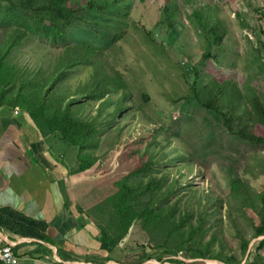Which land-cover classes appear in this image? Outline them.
I'll list each match as a JSON object with an SVG mask.
<instances>
[{
	"label": "rangeland",
	"instance_id": "rangeland-1",
	"mask_svg": "<svg viewBox=\"0 0 264 264\" xmlns=\"http://www.w3.org/2000/svg\"><path fill=\"white\" fill-rule=\"evenodd\" d=\"M168 1L177 9V18H172L173 31L168 29L166 20L174 10L164 18L165 0H127L129 4L120 5L118 12L91 11L86 21L76 22L69 30L67 44L97 47L94 65L107 74L104 81L114 88L108 102L100 108L83 102L73 109L75 116H99V122L105 125L97 152L99 161L83 178L84 188L76 187L77 203L88 213H96L101 224L108 219L94 209L115 192L114 182L131 172L143 156L145 160L154 157L153 175L180 182L183 210L190 199L187 185L199 188L204 199L226 200L230 181L246 177V164H253L258 156L264 157L262 145L230 134L222 118L203 109L192 96V90L200 92L213 81L231 82L243 93L253 89L264 96V56L258 57L255 51L264 42V0H191L188 5L184 0ZM197 12H202L204 19L220 21L228 32L223 45L213 49L209 60L205 58L209 53L205 34L191 19ZM11 30L0 25V57L4 52L2 44ZM64 48L32 35L14 49L12 59L30 71L49 74L63 56ZM91 72L96 74L89 66L78 68L57 87L58 93L66 91L68 96L81 101L76 90L89 81ZM254 131L264 135L260 126H255ZM76 150L61 141L56 152L64 151L72 159ZM253 172L255 175L248 177L250 184L260 192L264 189V175L259 174L258 167ZM191 209L198 211L193 205ZM240 209L228 204L223 206L224 216L216 215L223 221L215 230L218 252L230 253L238 248L239 231L227 217ZM253 217L256 218L251 212L244 214L240 231H246ZM214 220H210L213 225ZM130 231L118 251H124L127 262H135L144 254L160 256L162 252L152 250L154 242L138 222ZM158 263L156 259L144 262ZM201 264L220 261L204 260Z\"/></svg>",
	"mask_w": 264,
	"mask_h": 264
},
{
	"label": "trees",
	"instance_id": "trees-1",
	"mask_svg": "<svg viewBox=\"0 0 264 264\" xmlns=\"http://www.w3.org/2000/svg\"><path fill=\"white\" fill-rule=\"evenodd\" d=\"M126 1L0 0V25L12 28L2 44L4 52L0 57V107L21 111L42 136L52 135L75 147L78 161L76 173L92 169L99 161L97 152L105 125L99 122V116H75L73 109L83 102L94 103L99 107L106 100L108 102L114 88L104 81L107 74L101 73L94 65L97 47L92 44H67L69 30L76 22L86 21L89 12H118L120 5L129 4ZM190 2L191 0H184L187 5ZM171 4L165 0L162 11L165 18L169 11L174 10L172 17L166 20L168 29L173 31L175 26L172 18H177V9ZM82 5H85L84 12ZM191 19L197 21L196 24L205 34L209 44V53L205 58L209 60L213 49L223 45L228 32L215 18L204 19L202 12L194 13ZM262 19L264 20V15ZM32 35L65 47L63 56L49 74L30 71L18 66L12 59L14 49L21 47L24 39ZM255 51L258 57L264 56V42ZM82 66L95 69L96 74L91 72L89 81L76 90L79 91L81 101L74 100L66 91L58 93L57 87ZM192 96L203 109L222 118L224 127L230 134L250 144L264 147V135L254 131L255 126L264 129V96L253 89L243 93L231 82L215 81L205 85L200 92L192 90ZM111 115V118H115ZM153 159V156L146 160L144 156L139 158L138 165L131 172L114 182L115 192L100 203L99 209L97 207L100 204L96 206L95 212L108 219L105 224L99 222L101 218L99 221L96 219V213H86L100 230L102 242L109 251L117 249L134 223L138 222L149 240L154 242L152 250L162 252L158 258L152 254H144L135 262L125 261L122 264H144L152 259H156L158 264H201L204 260L225 264H264V240L251 246L254 240L264 238V189L257 191L248 178L255 175L253 169L257 167L259 174L264 175V157L258 156L253 164H246L243 170L246 177L238 176L230 181L226 200L221 197L215 202L211 201L213 198L204 199L199 188L187 185L185 188L190 199L186 202L185 210L182 206L183 197L178 191L180 182L153 175ZM173 199L175 200L172 201ZM204 201L206 204H203ZM228 204L230 207H241L235 215L231 213L227 217L239 231V246L231 249L230 253H225L218 252L215 248L218 238L215 230L223 223L219 217L223 215V206ZM192 205L198 207V211L191 209ZM246 212L253 213L256 218L250 219L246 231H240ZM211 218H215L214 225ZM178 257L184 260L177 259ZM187 259L192 261L186 262Z\"/></svg>",
	"mask_w": 264,
	"mask_h": 264
},
{
	"label": "crops",
	"instance_id": "crops-1",
	"mask_svg": "<svg viewBox=\"0 0 264 264\" xmlns=\"http://www.w3.org/2000/svg\"><path fill=\"white\" fill-rule=\"evenodd\" d=\"M59 147V139L42 136L24 113L0 107V247H13L16 264L128 261L118 252L121 244L108 250L77 203L76 187L84 188L92 169L76 173V153L70 159Z\"/></svg>",
	"mask_w": 264,
	"mask_h": 264
},
{
	"label": "built area",
	"instance_id": "built-area-1",
	"mask_svg": "<svg viewBox=\"0 0 264 264\" xmlns=\"http://www.w3.org/2000/svg\"><path fill=\"white\" fill-rule=\"evenodd\" d=\"M16 263H17V256L14 254L13 247L9 245L0 247V264H16Z\"/></svg>",
	"mask_w": 264,
	"mask_h": 264
},
{
	"label": "water",
	"instance_id": "water-1",
	"mask_svg": "<svg viewBox=\"0 0 264 264\" xmlns=\"http://www.w3.org/2000/svg\"><path fill=\"white\" fill-rule=\"evenodd\" d=\"M263 240H264V238H261V239H258V240H256V241H254V243H256L257 241L259 242V241H263ZM254 243L252 242V245H251V246H253ZM247 257H248V256H247ZM247 257H246V261H247ZM220 264H223V263L220 262Z\"/></svg>",
	"mask_w": 264,
	"mask_h": 264
},
{
	"label": "bare ground",
	"instance_id": "bare-ground-1",
	"mask_svg": "<svg viewBox=\"0 0 264 264\" xmlns=\"http://www.w3.org/2000/svg\"><path fill=\"white\" fill-rule=\"evenodd\" d=\"M17 260H18V258H17ZM202 263V262H201Z\"/></svg>",
	"mask_w": 264,
	"mask_h": 264
}]
</instances>
